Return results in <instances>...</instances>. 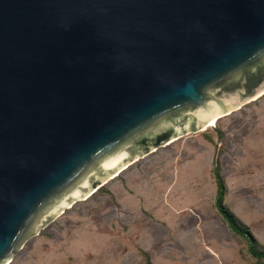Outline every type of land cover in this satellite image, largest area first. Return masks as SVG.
<instances>
[{"label": "water", "instance_id": "1", "mask_svg": "<svg viewBox=\"0 0 264 264\" xmlns=\"http://www.w3.org/2000/svg\"><path fill=\"white\" fill-rule=\"evenodd\" d=\"M262 95L264 0H0V264Z\"/></svg>", "mask_w": 264, "mask_h": 264}, {"label": "rangeland", "instance_id": "2", "mask_svg": "<svg viewBox=\"0 0 264 264\" xmlns=\"http://www.w3.org/2000/svg\"><path fill=\"white\" fill-rule=\"evenodd\" d=\"M217 131L222 134L219 139ZM224 204L264 245V95L129 166L77 202L10 264H253L214 208L212 159Z\"/></svg>", "mask_w": 264, "mask_h": 264}, {"label": "trees", "instance_id": "3", "mask_svg": "<svg viewBox=\"0 0 264 264\" xmlns=\"http://www.w3.org/2000/svg\"><path fill=\"white\" fill-rule=\"evenodd\" d=\"M219 139L222 138V134L217 131ZM221 152L218 150L215 152L212 159L211 175L216 185V196L214 200V208L223 222L235 235V237L241 238L245 243L246 253L254 261L253 264H264V245H261L250 233L249 228L243 224L224 204V197L226 195V187L224 179L221 174V168L219 164V157ZM98 194L111 195L106 189L99 188L96 191ZM145 264H151L147 254L143 253Z\"/></svg>", "mask_w": 264, "mask_h": 264}, {"label": "bare ground", "instance_id": "4", "mask_svg": "<svg viewBox=\"0 0 264 264\" xmlns=\"http://www.w3.org/2000/svg\"><path fill=\"white\" fill-rule=\"evenodd\" d=\"M215 118H216V117L213 118V120H212V122H211V126H212V125L214 126L215 123H213V121H214Z\"/></svg>", "mask_w": 264, "mask_h": 264}]
</instances>
